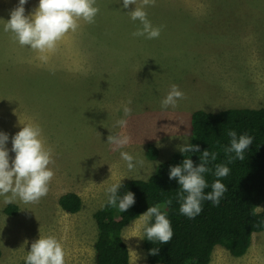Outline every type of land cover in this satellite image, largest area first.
Wrapping results in <instances>:
<instances>
[{
    "label": "rangeland",
    "instance_id": "rangeland-1",
    "mask_svg": "<svg viewBox=\"0 0 264 264\" xmlns=\"http://www.w3.org/2000/svg\"><path fill=\"white\" fill-rule=\"evenodd\" d=\"M18 4L0 0V132L9 136L11 163L12 138L22 125H39L55 175L39 203H5L0 196V264H22L32 243L48 236L62 244L66 264H95L94 213L106 205L112 184L148 179L189 144L195 111L264 108V0H155L144 8L162 27L151 40L132 35L141 27L128 15L135 5L97 0L95 23L81 21L47 62L4 31ZM24 7L31 16L39 0ZM173 84L186 99L162 109ZM125 105L132 109L127 118ZM122 118L123 129L116 124ZM120 133L131 143L113 151L108 136ZM149 146L158 150L155 161L146 157ZM121 151L143 165L129 171ZM67 193L80 196V212L62 210L59 199ZM9 204L18 208L14 216L4 211ZM144 226L139 218L123 231L130 264H149ZM210 264H264V232L253 235L240 258L217 246Z\"/></svg>",
    "mask_w": 264,
    "mask_h": 264
},
{
    "label": "trees",
    "instance_id": "trees-1",
    "mask_svg": "<svg viewBox=\"0 0 264 264\" xmlns=\"http://www.w3.org/2000/svg\"><path fill=\"white\" fill-rule=\"evenodd\" d=\"M253 138V144L245 150V159L228 162L225 148L230 147L228 131ZM189 144L198 145L200 152L174 153L159 164L156 171L146 180H130L118 190L121 197L127 192L134 193L135 204L122 213L117 207L106 205L94 213L97 238L94 244L95 264H130V253L123 239V231L133 221L145 214L149 207L164 205L167 219L171 223L173 238L167 244L151 242L144 236V249L149 264H210L217 246L225 248L236 258L248 252L253 235L264 232V108H228L218 112L197 110L191 118ZM204 151L216 153V160L207 165L212 171L205 173L208 187L205 195L212 191L211 185L217 179V164L227 166L229 175L219 178L227 191L219 205L211 201L201 202L202 212L194 219L180 213V185L178 179H169L170 168L182 166L185 158H191L199 166ZM233 157L234 153L231 154ZM146 157L155 161L158 150L149 146ZM171 201L167 205V201ZM59 205L67 214L82 210L83 203L75 193L60 197ZM259 209H262L259 211ZM18 208L8 205L7 215L14 216ZM154 217L147 226L153 224ZM153 248L159 249L152 255ZM26 264V260L22 262Z\"/></svg>",
    "mask_w": 264,
    "mask_h": 264
},
{
    "label": "clouds",
    "instance_id": "clouds-1",
    "mask_svg": "<svg viewBox=\"0 0 264 264\" xmlns=\"http://www.w3.org/2000/svg\"><path fill=\"white\" fill-rule=\"evenodd\" d=\"M28 0H19L18 6L11 12L10 20L4 26L5 32H10L14 41L21 47L29 48L37 53V58L47 62L49 55L57 51L59 43L70 32L75 33L80 28V22L87 24L95 23V18L100 9L97 0H39V7L31 16L25 15V5ZM135 5V10L128 13L133 22L139 21L141 27L132 33L134 37H145L146 39H157L161 35L162 27H154L147 18L145 7L155 5V0H123V8L127 9ZM186 99L185 94L175 84L171 85L170 91L161 100V108H176L178 101ZM129 104L131 101L128 102ZM124 117H130L132 109L125 105L123 107ZM119 119L116 124L120 128H126L128 120ZM22 130L12 138V149L15 159L10 163L9 150L6 144L9 136L0 132V196L5 197V203H12L17 198L25 204H36L47 196L49 185L54 178V171L50 165L55 163L51 148L46 147L43 139L42 129L37 124L22 125ZM231 137L230 147L225 148L228 162L233 159L243 161L245 150L253 144V138L247 134L240 135L233 130L228 131ZM131 143V137L123 133L109 135L108 143L113 151L124 148ZM159 146V145H158ZM178 151L185 153H198V145L185 144L178 146ZM234 153L233 157L231 154ZM121 158L127 163L129 171L139 165L143 160H136L127 152L121 151ZM216 153L204 151L200 157L202 163L194 166L191 158H185L182 166L170 168L169 179H178L180 187L179 199L181 201L180 213L194 219L202 212L201 202L211 201L219 205L221 197L227 191L226 186L219 178L229 175L227 166L217 164L215 176L217 179L211 185L212 191L205 195L208 184L204 178L205 173L212 170L207 167L210 161H215ZM121 182L112 184L107 190V204L117 207L124 213L135 204V196L127 192L122 197L118 190L122 188ZM172 202H166L170 205ZM164 205L157 204L148 208L147 212L139 218L144 222V233L146 239L151 242L167 244L173 238V230ZM154 217V223L147 226ZM27 243V241L25 242ZM159 249L153 248L152 255H157ZM66 253L62 244L53 236L41 237L31 245V251L26 257V264H66Z\"/></svg>",
    "mask_w": 264,
    "mask_h": 264
},
{
    "label": "bare ground",
    "instance_id": "bare-ground-1",
    "mask_svg": "<svg viewBox=\"0 0 264 264\" xmlns=\"http://www.w3.org/2000/svg\"><path fill=\"white\" fill-rule=\"evenodd\" d=\"M258 89V88H257Z\"/></svg>",
    "mask_w": 264,
    "mask_h": 264
}]
</instances>
